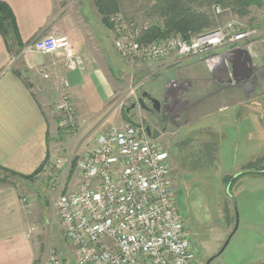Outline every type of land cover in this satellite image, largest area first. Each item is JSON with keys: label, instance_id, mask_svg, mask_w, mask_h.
Returning a JSON list of instances; mask_svg holds the SVG:
<instances>
[{"label": "crops", "instance_id": "crops-1", "mask_svg": "<svg viewBox=\"0 0 264 264\" xmlns=\"http://www.w3.org/2000/svg\"><path fill=\"white\" fill-rule=\"evenodd\" d=\"M0 1L11 6L24 46L41 34H55L61 29L70 35L75 51L83 56L86 64L84 71H72L66 69L61 55L38 52L17 55V48L14 47L13 52L9 50L0 30V264H36L40 258L35 254L31 229L41 204L39 187L42 184L38 185V182L45 172L33 179L24 176H31L41 168L49 175L54 173L53 144L62 134L56 118V104L65 92L71 94L79 121L78 130L84 132L89 146L103 129L101 122L112 112L115 91L107 72L110 66L108 50L96 35L89 38L83 32L69 31L70 21L60 16L64 11L60 0ZM101 17L103 25L100 26L113 31L104 23L102 14ZM240 55L238 59H224L223 63L212 66L198 57L172 56L158 63L168 62L169 66L181 63L195 74L197 89L193 106L172 115L167 103H174V97L166 93L163 99L164 115L170 119L168 124L176 127L173 132L178 134L176 140H203L204 147L221 150L229 142L232 148L238 149L240 136H236V131L238 135L244 132L246 143L243 148L247 158L241 171L231 176V187L244 178H264V172H253L247 167L262 158L259 154L264 151V124L259 120L262 117L258 113V103H254L256 96H241V89L253 82L254 77L222 81L216 75L222 68L229 66L231 69V65L243 63L245 58ZM118 56L121 58L119 53ZM38 67H47L49 77L38 73ZM55 75L66 78L68 88L60 86ZM145 92L155 97L156 87ZM160 131L161 136L171 132L166 126ZM88 146L83 148V153ZM10 171L18 175H12ZM24 197L28 199V209L22 202Z\"/></svg>", "mask_w": 264, "mask_h": 264}, {"label": "rangeland", "instance_id": "rangeland-1", "mask_svg": "<svg viewBox=\"0 0 264 264\" xmlns=\"http://www.w3.org/2000/svg\"><path fill=\"white\" fill-rule=\"evenodd\" d=\"M60 1L64 10L60 16L70 21L69 31L83 32L89 38L96 35L108 50L110 66L107 72L115 94L113 104L111 103L112 112L100 124L104 125L103 128L120 123L150 126V116L155 113L143 109L139 103L133 109L131 106L138 102L142 93L153 87H156L155 97L162 102L166 93L172 94L175 102L167 103L172 115L193 104L194 91L197 87L194 85L195 74L188 66H183L181 63L169 66L168 62L158 64L159 61H146L131 67L114 49L116 36L114 29L109 32L100 26L103 23L97 6L98 0ZM118 1L119 10L109 17L112 28H114L112 18L119 12L139 27H142L145 20L148 19L153 23L160 16V11L156 7L157 0ZM203 1L205 0L192 4L194 8L209 17V27L204 28L202 32L225 27L230 21L238 23L246 30L254 31L251 38L239 46L246 50L253 60L252 64L256 65L252 67L251 64L250 78L254 77V81L241 89V96L242 98L256 96L254 103H258V113L262 117L259 120L264 124V5L252 6L248 15L241 16L228 5L224 6L226 9L224 12L218 14L214 8L215 2L208 4L210 2L208 0L200 5ZM55 34H65L70 37L61 29ZM195 36L193 35L192 38ZM250 44L251 47L247 48ZM243 57L246 60L245 54ZM173 81L177 83V87L169 88ZM125 112H128L134 123L125 119ZM56 118L60 123L62 114L59 111L56 113ZM165 126L171 132L162 136L160 127L155 130L151 126L154 132L152 136L170 153L174 168L177 206L191 241L199 248L202 264H206L209 257L220 251L232 233L234 234L223 253L211 264H264V178L248 177L236 183L234 187H231V184L228 186L229 178L233 174L237 175L246 162L247 152L243 148L244 142L246 143L244 132L241 131L238 135L236 131V136H240L238 149L232 148L230 143L226 142L225 146L227 145L228 148L224 147L221 150L218 147L215 148L216 151L204 147L203 140L195 141L193 138L186 142L176 140L175 136L178 134L173 133L176 131L175 125L167 123ZM64 128L61 136H58L53 144L54 173L49 175L43 169L45 173L38 182V185L42 184V187H39L42 191L39 194L42 207H37V215L31 229L35 239V254L40 258L36 264H42L53 250L57 251L68 264L76 263V250L65 237L55 202L61 194L78 187L80 175L74 167V161L83 153L84 147L88 146L86 144L88 139L84 138L82 134L84 132L80 133L77 130L73 133ZM214 151H216L215 157ZM259 156H263L260 164L263 167L264 151ZM56 160L60 162L56 163Z\"/></svg>", "mask_w": 264, "mask_h": 264}, {"label": "built area", "instance_id": "built-area-1", "mask_svg": "<svg viewBox=\"0 0 264 264\" xmlns=\"http://www.w3.org/2000/svg\"><path fill=\"white\" fill-rule=\"evenodd\" d=\"M214 8L218 14L226 10L220 5ZM112 20L114 47L131 67L172 56L203 58L211 66L238 59L239 46L254 33L230 21L189 40L172 35L145 43L140 40L141 31L152 21L147 19L139 27L122 12ZM36 52L61 55L68 70L86 69L68 35L41 34L20 54ZM37 72L49 77L47 67H38ZM55 77L68 88L66 78ZM170 87L177 83L171 82ZM56 109L62 114L60 125L75 133L79 121L71 94L65 92ZM76 168L78 187L55 202L65 237L76 250L75 264H202L177 206L169 153L147 127L130 123L104 127L76 159ZM22 202L28 209V199ZM42 264L68 263L53 250Z\"/></svg>", "mask_w": 264, "mask_h": 264}, {"label": "trees", "instance_id": "trees-1", "mask_svg": "<svg viewBox=\"0 0 264 264\" xmlns=\"http://www.w3.org/2000/svg\"><path fill=\"white\" fill-rule=\"evenodd\" d=\"M198 1L200 0H157L158 5L156 7L157 10L160 11V16L148 28L142 29L140 40L147 43L161 38H168L172 35H181L189 40L193 35L205 33L202 32V30L209 27L210 21L206 14L201 13L193 7L192 4H195ZM206 1L208 0L203 1L200 5L205 4ZM209 1L208 4L215 2L214 6L220 5L223 8L225 5H228V7H232L233 10L241 16L248 15L252 6L264 5V0ZM97 6L103 16L104 23L112 28V23L109 17L112 13L119 10L118 0H98ZM0 30L9 50L13 52V48L16 47L17 50L15 54L19 55L24 48V45L19 32L16 16L11 6L5 1H0ZM124 117L127 121L134 123L129 117L128 112H125ZM63 128L64 127L61 129L63 130ZM261 161L262 159L259 158L256 162L249 163L247 165L248 169L253 170V172L263 173L264 166L261 167ZM74 167L76 168V160L74 161ZM41 171L42 168L33 175L24 177L33 179ZM10 173L12 175H18V173L12 171H10ZM232 181L233 179L230 177L228 184H231Z\"/></svg>", "mask_w": 264, "mask_h": 264}, {"label": "water", "instance_id": "water-1", "mask_svg": "<svg viewBox=\"0 0 264 264\" xmlns=\"http://www.w3.org/2000/svg\"><path fill=\"white\" fill-rule=\"evenodd\" d=\"M237 52L245 54L246 60H244L243 63L231 65V69L228 66V67L220 69V71L217 73L215 72L216 75H218V77L220 78V80H222V81H226V80L233 81L234 79L235 80H242V79H245V78L250 76V74L252 72V69H251V64L253 62L252 58L249 56V54L244 49H239ZM147 100H149L152 103V106L147 104ZM138 103H139L140 107H142L143 109H146L149 111H156V112L161 111L162 101L159 98L154 97L147 92L142 93V96L139 97L138 102L132 104L131 108L133 109V108L137 107ZM130 109H128V111ZM147 131H148L149 135H152L151 126H147ZM233 234L234 233H232L230 235L229 239L225 242V244L223 245V247L220 249V251L217 254L213 255L212 257H209L206 264H211V262H213L215 260V258H217L219 255H221L223 253V251L225 250V248L229 244L231 236Z\"/></svg>", "mask_w": 264, "mask_h": 264}, {"label": "flooded vegetation", "instance_id": "flooded-vegetation-1", "mask_svg": "<svg viewBox=\"0 0 264 264\" xmlns=\"http://www.w3.org/2000/svg\"><path fill=\"white\" fill-rule=\"evenodd\" d=\"M147 104L152 106V103L149 100H147ZM165 110H166V105L164 102H162L160 112L152 111V113H155V115L152 114V116H150V126H152V128H154V129H155V127H160L161 129L165 128V125L170 120L169 118L166 117V115H164L166 113ZM152 134H154L153 130H152ZM207 260H206V262H207Z\"/></svg>", "mask_w": 264, "mask_h": 264}]
</instances>
